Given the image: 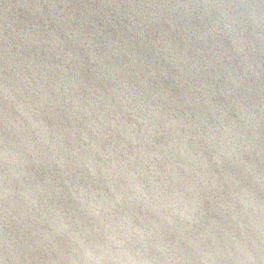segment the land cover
<instances>
[{"label": "water", "instance_id": "water-1", "mask_svg": "<svg viewBox=\"0 0 264 264\" xmlns=\"http://www.w3.org/2000/svg\"><path fill=\"white\" fill-rule=\"evenodd\" d=\"M0 264H264V0H0Z\"/></svg>", "mask_w": 264, "mask_h": 264}]
</instances>
